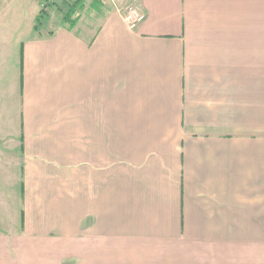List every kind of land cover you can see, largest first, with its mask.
<instances>
[{"label": "crops", "instance_id": "crops-1", "mask_svg": "<svg viewBox=\"0 0 264 264\" xmlns=\"http://www.w3.org/2000/svg\"><path fill=\"white\" fill-rule=\"evenodd\" d=\"M131 1L0 0V264H264V0Z\"/></svg>", "mask_w": 264, "mask_h": 264}, {"label": "rangeland", "instance_id": "rangeland-1", "mask_svg": "<svg viewBox=\"0 0 264 264\" xmlns=\"http://www.w3.org/2000/svg\"><path fill=\"white\" fill-rule=\"evenodd\" d=\"M47 4L45 5L44 8L48 7V15L44 14V16L41 17L40 19V23L41 24H45V23H49V21L53 18L55 21H57V17H61L63 12L66 11V7L68 6L64 1H72V0H44ZM92 0H86L82 6V8L78 11L80 12V15H83V17L85 16H90L92 13H94V11L96 9H99V5H101L103 8L108 7L109 5V0H96L98 2V4L96 5L94 2V6L91 5ZM124 3L128 4L131 3L133 4V6L135 5L134 2H132L131 0L125 1ZM49 4V5H48ZM48 5V6H47ZM100 6V7H101ZM136 6V5H135ZM101 7V8H102ZM140 11H142L138 6H136ZM79 14V13H78ZM76 15V13H75ZM18 207L15 204L14 200L12 198H10L9 200V209H7L5 212H3V217L7 218L6 221H8V228L9 230H14L15 229V225L16 228L18 229ZM49 209V208H48ZM47 208L43 209V211H41L39 214L29 211L27 213H29L28 215V224L27 227H31V228H38V227H43L46 224L49 223H53V220L50 218V215H52L51 211H49ZM17 221V222H16ZM56 223H58V220H56ZM15 231V230H14ZM53 231V230H52ZM54 232V231H53Z\"/></svg>", "mask_w": 264, "mask_h": 264}, {"label": "trees", "instance_id": "trees-1", "mask_svg": "<svg viewBox=\"0 0 264 264\" xmlns=\"http://www.w3.org/2000/svg\"><path fill=\"white\" fill-rule=\"evenodd\" d=\"M56 1V0H55ZM86 0H72V1H64L68 6L66 7V11L63 12L62 14V20L67 23V26L72 28L73 26H75L79 15H78V11L82 8V6L84 5L83 3ZM92 2H94L96 5L98 3H96V0H92ZM44 7H41V9L39 10V13L36 15L35 17V23L33 25L34 31H38L37 27H39L40 24V19L42 16H44V14H46L44 12ZM76 13V15H75Z\"/></svg>", "mask_w": 264, "mask_h": 264}, {"label": "built area", "instance_id": "built-area-1", "mask_svg": "<svg viewBox=\"0 0 264 264\" xmlns=\"http://www.w3.org/2000/svg\"><path fill=\"white\" fill-rule=\"evenodd\" d=\"M112 7L121 14L129 27H135L139 21L144 18L143 11H140L133 4H126L124 0H109Z\"/></svg>", "mask_w": 264, "mask_h": 264}]
</instances>
